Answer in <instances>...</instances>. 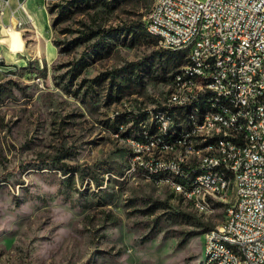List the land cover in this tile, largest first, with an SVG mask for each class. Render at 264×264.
<instances>
[{
	"label": "rangeland",
	"instance_id": "374dc122",
	"mask_svg": "<svg viewBox=\"0 0 264 264\" xmlns=\"http://www.w3.org/2000/svg\"><path fill=\"white\" fill-rule=\"evenodd\" d=\"M155 1L35 0V25L26 5L12 27L10 8L0 16V264H204L225 203L201 212L128 171L123 133L182 66L145 29Z\"/></svg>",
	"mask_w": 264,
	"mask_h": 264
},
{
	"label": "built area",
	"instance_id": "2783aa9c",
	"mask_svg": "<svg viewBox=\"0 0 264 264\" xmlns=\"http://www.w3.org/2000/svg\"><path fill=\"white\" fill-rule=\"evenodd\" d=\"M24 2L19 3V8L23 10ZM8 8L12 27L13 20L19 24V20L23 19L12 4L0 0V12L5 15ZM145 22L150 23L155 31L168 34V41L159 42L161 46L173 50L174 44L187 45L191 56L207 59V66H201L198 72L204 73V76H218V83L204 84L203 91L223 90L240 96L243 111L234 114L244 113V104H251L249 132H242V124L233 123V120L224 123L223 133L233 136V144L214 147L226 149V156L204 160V164L190 162L180 165L179 162L178 168L184 177L187 169L195 165H221L231 170V154L236 149V142L247 145L245 167L231 170L240 176V183H235L234 200L225 201V206H231V214H226L224 222L215 226L219 228V239L208 241L203 255L207 259L209 250H221V257L211 260V264H234L231 255H225L218 247V240L230 239L243 245L245 253H251V263L245 264H264V142L263 138H257L259 120H264V0H156ZM223 51H231V58H223ZM5 69V65L0 66V72H6ZM188 82L192 81L187 79ZM173 87L174 83H171ZM203 91L184 97L182 102H171L167 97L160 106L172 104L174 118L182 116L183 112H174V104L186 103L188 98H195V102L203 100ZM200 116V124L209 125L211 117H217V114ZM135 127L142 131L148 127L144 121H138V114L135 115ZM155 128L166 129L160 120ZM232 128H240V135H232ZM201 148L207 146L195 143L194 150ZM159 150L158 145L157 149H150L147 140L136 144V151L131 153L135 154V162L130 165V172L137 174L138 156H145L147 162V154ZM148 168L164 170L161 162H155L154 167ZM188 179H194V189L196 184H203V189H209L212 197L214 192L222 191L219 174H203ZM197 198L201 207H205L202 206V194H197ZM205 237L208 234L205 233Z\"/></svg>",
	"mask_w": 264,
	"mask_h": 264
},
{
	"label": "bare ground",
	"instance_id": "6f19581e",
	"mask_svg": "<svg viewBox=\"0 0 264 264\" xmlns=\"http://www.w3.org/2000/svg\"><path fill=\"white\" fill-rule=\"evenodd\" d=\"M34 1L27 0L26 2L30 4L31 9H33ZM0 16L3 17L4 12H1ZM31 19L34 17L31 16ZM145 26L148 33L157 38L159 42L168 41L166 32L155 31L148 22ZM167 49L171 50V48ZM173 50H185L187 61L173 76L174 87L171 88L168 95L171 102H182L184 97H190L191 94H201L204 84L218 83V76H204V73L198 72L201 71V66H207V59L191 56L187 45L174 44ZM223 58H231V51H223ZM186 77L192 82L187 83ZM240 111H243L240 96L234 95V93H226L223 90H207L203 91V100L195 102V98H188L186 103L174 104V112H183L182 116L174 118L172 104L159 105L153 109V112L139 113L138 121H144L148 127L142 131L132 125L130 127L131 133L125 136L126 140L130 142L133 151H136V144H142L144 140L150 142V149H157L158 145L160 150L157 153L149 152L147 162L145 156H138L137 175L154 179L157 182L163 179L162 182L169 185L174 193L176 192V195L181 196L201 212H211L218 200L223 201V203L229 201L231 194L233 196L235 194V183H240L239 174L233 173L231 170H239L245 167L247 145L244 142H236V149L231 154V170L229 167L221 165H195L194 168L187 169L186 177H184V173L178 168V163L180 162V165H188L190 162L204 164V160L222 159L226 156V149L214 147L233 144V136L223 133L226 120L241 123L242 132H249L251 128V104H244V113L234 114V112ZM214 114H217V117H211L209 125L200 124V115ZM132 120L130 119L131 123ZM159 120L165 126V130L155 128V124H158ZM232 135H240V128H232ZM181 137L183 138L181 139ZM257 138H263L264 142V120H259ZM195 143L205 144L207 148L194 150ZM181 153H183L182 156ZM134 162L135 154H132L130 165H134ZM155 162H161V167H164V170L148 168L154 167ZM128 171L130 172V166ZM203 174H219L222 178V191L214 192L212 197L209 189H203V184H196V189H194V179L188 178L201 177ZM185 189H189V191L186 192ZM197 194H202V206L205 207H201ZM226 209L227 214H231V206H226ZM206 234L208 237H205L204 245H208V241L219 239V228L214 227ZM218 247L223 249L225 255H231L234 264L251 263V253H245V247L236 244L233 240H218ZM220 257L221 250H209L207 259H204V264H211V260Z\"/></svg>",
	"mask_w": 264,
	"mask_h": 264
},
{
	"label": "crops",
	"instance_id": "0c3cea01",
	"mask_svg": "<svg viewBox=\"0 0 264 264\" xmlns=\"http://www.w3.org/2000/svg\"><path fill=\"white\" fill-rule=\"evenodd\" d=\"M19 1V3L20 2H24V5H26V7L27 8H29L30 10H31V16H33V12H34V10L33 9H31V7H30V4H28V3H26L27 2V0H18ZM5 3L6 4H10V0H5ZM12 8H14V9H16L17 10V14H18V16L19 17H23L24 19H26V11L25 10H23V9H21V8H19V5H16V6H14L13 7V5H12ZM0 14H1V12H0ZM3 20H6L5 18H4V16H3ZM7 21H9L10 22V19H8ZM32 23H33V25H35V23H34V19H31L30 20ZM30 22V26H32L33 27V29L35 30V32L37 31V29L32 25V23ZM28 29H30L31 30V28H28ZM18 30L21 32V34H22V38H23V41L25 40V37H24V33H23V31H24V29H23V27H21V29L20 28H18ZM37 33H38V31H37ZM8 39H6V43H7V45L10 47L11 46V48H12V45H11V40H10V38H9V41H7ZM22 47V48H21ZM18 48H20L21 50H19V52H17V56H18V58H19V60H20V55L22 54V52H23V54H25L24 53V51H25V48H24V46H22V45H19L18 46ZM45 48H46V54H47V46H46V42H45ZM3 53H5V58H7V60L8 61H11V62H17L18 60H16L13 56H12V53H11V49L10 50H8V51H5V52H3Z\"/></svg>",
	"mask_w": 264,
	"mask_h": 264
},
{
	"label": "trees",
	"instance_id": "16d2710c",
	"mask_svg": "<svg viewBox=\"0 0 264 264\" xmlns=\"http://www.w3.org/2000/svg\"><path fill=\"white\" fill-rule=\"evenodd\" d=\"M143 25V22L142 21H137V22H135V23H133V24H131L130 26H128V27H126V30H130V31H134L135 30V28L136 27H140V26H142ZM125 29V28H124ZM145 29H146V27H145ZM112 31H113V29H111ZM111 30H109V32H111ZM116 31H119V30H116ZM147 31V30H146ZM148 32V31H147ZM98 49V45H96L95 46V48H94V50H97ZM164 51V50H163ZM170 57L172 58V57H178V58H180L181 59V61L178 63V65H184L185 63H186V61H187V52L185 51V50H177V51H174V50H170ZM184 60H185V63H184ZM4 64H2V66H3ZM179 70V69H178ZM177 70V71H178ZM176 71V72H177ZM0 73H2V72H0ZM3 73H5V72H3ZM2 73V74H3ZM175 75V74H174ZM127 122H128V120H127ZM134 128H137V127H135V122H134V126H133ZM118 129V128H117ZM137 129H139V128H137ZM130 131L129 132H125V133H123V135L124 136H127L128 134H130L131 133V129H129ZM181 197V196H180Z\"/></svg>",
	"mask_w": 264,
	"mask_h": 264
}]
</instances>
